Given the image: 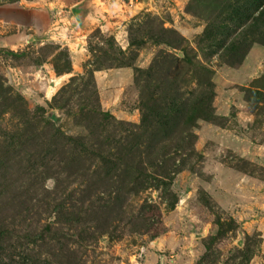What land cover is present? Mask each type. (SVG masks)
Returning a JSON list of instances; mask_svg holds the SVG:
<instances>
[{"label":"rangeland","instance_id":"1","mask_svg":"<svg viewBox=\"0 0 264 264\" xmlns=\"http://www.w3.org/2000/svg\"><path fill=\"white\" fill-rule=\"evenodd\" d=\"M114 2L0 27V264H264V0Z\"/></svg>","mask_w":264,"mask_h":264},{"label":"crops","instance_id":"2","mask_svg":"<svg viewBox=\"0 0 264 264\" xmlns=\"http://www.w3.org/2000/svg\"><path fill=\"white\" fill-rule=\"evenodd\" d=\"M86 1L5 0L0 4V27L16 28L17 32L12 35L17 37L12 39L13 49H17V43L29 42L30 39L41 43L65 42V40L69 42L71 36L65 30L70 25L83 26L85 9L83 4ZM115 1L118 3L119 0Z\"/></svg>","mask_w":264,"mask_h":264},{"label":"built area","instance_id":"3","mask_svg":"<svg viewBox=\"0 0 264 264\" xmlns=\"http://www.w3.org/2000/svg\"><path fill=\"white\" fill-rule=\"evenodd\" d=\"M118 3H119V8L123 9L125 7L138 6L140 0H119Z\"/></svg>","mask_w":264,"mask_h":264},{"label":"trees","instance_id":"4","mask_svg":"<svg viewBox=\"0 0 264 264\" xmlns=\"http://www.w3.org/2000/svg\"><path fill=\"white\" fill-rule=\"evenodd\" d=\"M169 207L171 208L172 206H171V205H169Z\"/></svg>","mask_w":264,"mask_h":264}]
</instances>
